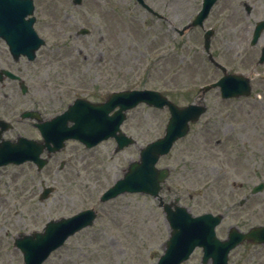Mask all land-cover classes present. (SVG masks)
I'll return each instance as SVG.
<instances>
[{
    "label": "rangeland",
    "instance_id": "1",
    "mask_svg": "<svg viewBox=\"0 0 264 264\" xmlns=\"http://www.w3.org/2000/svg\"><path fill=\"white\" fill-rule=\"evenodd\" d=\"M34 1L37 16L44 12L55 25L45 29L39 19L36 30L47 45L36 66L49 78L51 93L59 94L62 110L76 98L103 102L115 91L143 89L159 91L183 107L197 99L200 88L223 77L208 60L201 28L183 37L176 32L194 20L203 0H145L163 20L136 0H84L82 6L73 0ZM259 21H264V0H219L214 6L205 23L215 31L211 53L229 73L249 76L252 95L222 100L219 89L210 90L208 112L158 164L172 172L162 192L165 201L180 199L179 205L194 216L223 214L217 229L222 240L232 227L247 232L264 226V192L238 206L264 182V65L257 66L264 33L258 46L250 44ZM82 29L88 34L80 35ZM1 55L10 57L0 40ZM46 61L50 64L44 66ZM169 118L168 109L146 105L130 111L122 129L137 144L119 153L113 139L89 153L78 149L79 170L67 179L62 174L60 183L47 181L56 193L41 204L44 175L30 165L2 170L0 179L12 182L8 189L14 200L4 209L11 210L10 220L6 213L0 219V264H23L22 255L11 250L20 233L42 231L50 220L93 208L98 211L94 225L69 238L45 264H155L170 235L159 201L124 194L102 203L100 197L138 161L141 148L164 135ZM30 190L37 191L32 202L23 196ZM32 208L38 210L33 219L26 215ZM202 257L197 250L185 264H202ZM229 264H264V246L243 244L231 253Z\"/></svg>",
    "mask_w": 264,
    "mask_h": 264
},
{
    "label": "water",
    "instance_id": "2",
    "mask_svg": "<svg viewBox=\"0 0 264 264\" xmlns=\"http://www.w3.org/2000/svg\"><path fill=\"white\" fill-rule=\"evenodd\" d=\"M138 1L144 5L143 0ZM217 1L204 0L203 9L197 18L180 34L183 35L186 30L197 26L204 27V22ZM82 3L83 0H74V4L77 6ZM145 7L149 11H153L149 7ZM34 10L33 0H0V37L7 42L15 59L25 55L33 60L36 51L44 45V41L40 40L33 30L34 19L25 21V18L32 15ZM250 11L251 9L247 8V12ZM263 32L264 21L259 22L255 27L253 46L258 44ZM81 33L86 34L87 32L83 30ZM213 34V31L206 32L205 50L209 54V60L221 69L225 76L219 82L203 88L202 94L194 104L180 108L161 93L150 90L113 93L106 102L99 104L78 99L61 116V124L58 126H61L62 129L54 138V142L60 148L68 139H77L90 148L114 138L117 142L116 152H120L136 144L132 137L127 136L121 130V126L127 120L128 111L141 104L158 109L168 107L171 117L164 137L143 148L140 153V161L131 163L125 171L123 179L119 180L101 199L105 202L126 193H141L160 200V206L164 208L171 233L166 243L165 252L157 264H182L197 248L203 249V264H208L210 261L212 264H227L229 253L245 241L264 244V227L252 228L248 233H241L237 228H232L229 231L228 239L221 241L217 238L215 230L222 223L224 218L222 215L206 214L193 217L187 209L177 206L179 199L174 203L165 204L160 197L162 184L168 179L170 170L157 169L156 165L161 157L169 154L178 140L187 136L190 131V123L198 122L206 112V107L203 105L204 95L216 88H220L223 99L251 95L252 88L249 79L227 74L226 69L213 59L210 54ZM263 63L264 49L259 61V64ZM69 123H74L73 127L68 128ZM9 154L6 151L0 152V164L2 160L13 161L16 164H22L28 160L37 163L39 161V157L30 153L14 151L13 155ZM43 166L44 163L40 164V167ZM263 191L264 183H261L254 187L251 195H257ZM245 203L244 200L241 205ZM95 218V212L88 210L72 218L49 222L43 233L22 235L16 240V246L24 254V264H43L51 253L60 248L70 236L92 226Z\"/></svg>",
    "mask_w": 264,
    "mask_h": 264
},
{
    "label": "flooded vegetation",
    "instance_id": "3",
    "mask_svg": "<svg viewBox=\"0 0 264 264\" xmlns=\"http://www.w3.org/2000/svg\"><path fill=\"white\" fill-rule=\"evenodd\" d=\"M35 18L36 29L37 25L40 24L39 19L44 20L41 25H44L45 29H47L48 24L52 27L55 26L44 12L40 17L36 14ZM43 39L46 43L47 38ZM0 40L7 47L6 43L2 39ZM8 53L10 57L0 56V64L2 65L0 66V148L5 146L7 151L23 147L26 151H31L32 149L40 150L41 159L47 160L43 169L39 170L37 165L32 162L25 164L32 166L36 174L44 175V178L40 182L38 196L40 200L38 202L41 204V202H44L41 200V197L45 187L48 186L47 181L60 183L62 174H65V179H67L68 175H73L72 171L77 172L79 164L77 157H79L80 153L76 151L78 149L82 151L85 147L80 146L74 140H70L66 142L62 150L51 151L56 148V145L51 141L53 133L56 132L55 127L52 125L53 120L61 116L67 108L61 109L60 96L59 94H56V96L51 93L53 92V88L49 86V78L44 79L39 74V67L36 66L38 53L34 61H30L24 57L17 61L9 50ZM22 59L26 60V64L21 63ZM48 64H50V61H46L44 66ZM8 73L16 75L19 79L12 78ZM23 88L26 89L25 94L23 93ZM74 149L76 150L74 151ZM62 155L64 158H62ZM15 167L18 166L13 164L1 166L0 172L6 168ZM83 170L77 173L79 177L82 176ZM11 184L12 182L9 180L0 179V219L4 213H6V216L9 214L8 220L11 217V210H8V214L7 211H4L6 206L14 200V194L8 189ZM49 188L53 190L49 197L51 199L52 194L56 193V189L53 186H49ZM34 191H23V196L27 199L26 201L32 202L34 197H37V191L35 193ZM27 193L28 195L25 196ZM26 215L33 219L34 216L38 215V210L34 208L27 210ZM11 250L20 253L16 247H12Z\"/></svg>",
    "mask_w": 264,
    "mask_h": 264
}]
</instances>
